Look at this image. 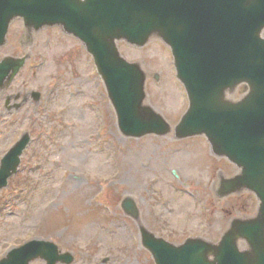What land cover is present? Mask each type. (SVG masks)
I'll return each instance as SVG.
<instances>
[{"label": "rangeland", "instance_id": "rangeland-1", "mask_svg": "<svg viewBox=\"0 0 264 264\" xmlns=\"http://www.w3.org/2000/svg\"><path fill=\"white\" fill-rule=\"evenodd\" d=\"M21 29V21L13 22L0 49V58L32 53L0 96V157L23 131H30L32 140L19 172L0 194V258L31 239L54 242L74 256L71 264H155L140 244L137 222L119 207L125 193L135 195L139 221L174 243L199 235L215 241L232 217L254 210L248 194L214 209L212 181L235 169L211 158L203 138L124 137L81 44L49 28L19 50ZM153 40L117 45L146 72L145 101L174 123L187 100L170 50ZM29 264L45 261L38 257Z\"/></svg>", "mask_w": 264, "mask_h": 264}, {"label": "water", "instance_id": "water-1", "mask_svg": "<svg viewBox=\"0 0 264 264\" xmlns=\"http://www.w3.org/2000/svg\"><path fill=\"white\" fill-rule=\"evenodd\" d=\"M15 17L24 18L27 34L60 25L81 40L95 59L124 136L204 134L212 152L238 169L231 177L219 176L216 201L245 191L257 198L256 211L232 219L218 242L191 238L174 244L147 229L134 196L125 195L121 207L138 222L141 244L156 264H264V0H0V46ZM152 38L170 46L187 91L188 108L173 128L145 103L141 65L126 61L116 45L124 39L142 46ZM25 58L0 61L1 92ZM240 84L249 93L227 99L226 91ZM27 141L25 134L2 160L0 188L17 170ZM37 256L47 264L73 260L52 242L36 240L12 250L0 264H28Z\"/></svg>", "mask_w": 264, "mask_h": 264}]
</instances>
